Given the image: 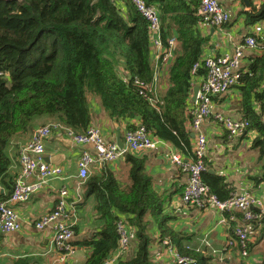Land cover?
Wrapping results in <instances>:
<instances>
[{"label":"trees","instance_id":"1","mask_svg":"<svg viewBox=\"0 0 264 264\" xmlns=\"http://www.w3.org/2000/svg\"><path fill=\"white\" fill-rule=\"evenodd\" d=\"M146 1L159 9L163 40L172 31L177 35L174 58L155 70L148 23L129 0H0V201H7L12 193L17 175L11 165L12 158L19 155V137L41 126L33 128L42 117L74 133L84 132L91 123V97L99 100L109 117L124 121L126 128H134L139 121L150 136L170 143L183 158L193 156L191 88L205 70L200 66L192 74L191 69L203 55L205 39L198 31L203 16L198 14L195 0ZM245 23L262 29L258 34L247 33L255 37L257 45L247 65L241 60L240 76L231 88L240 94L241 118L250 123L247 129L258 132L253 142L259 146L264 180V0L245 13ZM156 71L168 78L162 97L152 91ZM254 103L260 106L263 118L253 111ZM124 158L130 164L126 189L118 190L106 168L82 181L85 196H94L95 211L103 222L84 241L92 250L83 264H105L118 249V212L127 216L123 221L131 229L128 242L134 238L136 249L131 258L113 264H157L149 255L148 228L153 220L161 243L167 240L197 264H213L212 256L182 244V237L168 224L170 217L164 213L161 196L150 190L142 158L132 153ZM205 164L202 183L218 199L230 197L223 178L211 175ZM240 213L226 211L224 218L230 220L233 214L243 219ZM250 221L264 229V215ZM234 225L231 221L230 238L242 255ZM73 229L75 232V225ZM256 241L250 235L246 255L238 264H247L245 259ZM259 264H264V253Z\"/></svg>","mask_w":264,"mask_h":264},{"label":"crops","instance_id":"2","mask_svg":"<svg viewBox=\"0 0 264 264\" xmlns=\"http://www.w3.org/2000/svg\"><path fill=\"white\" fill-rule=\"evenodd\" d=\"M218 2L229 13L230 18L227 23L218 27L211 24L207 16L202 15L203 18L198 24V31L205 39L202 58L232 54L247 33L254 30V25L245 23V13L249 12L252 6H258L261 0H218ZM169 35H176V32L172 31ZM251 50H244L242 65L249 63V59L253 56ZM152 64L155 70L153 60ZM167 87L168 78L160 71L153 84V94L162 97ZM90 101L92 102L90 124L99 129L104 140L123 142L126 123L109 117L98 99L91 97ZM252 109L255 114L262 116L258 104L254 103ZM211 111L212 115L221 113L232 118H241L243 114L240 109L238 90L231 88L224 94L214 97ZM53 122L52 119L38 118L33 128L42 123L46 125ZM136 123L138 124L139 121ZM59 125L58 123L57 129H54L45 141L43 159L45 162H47L46 159L58 160L56 163L48 162V164L61 167L65 178L49 180L39 190L33 192L28 199L13 205L21 228L18 231L0 233V264H83L92 250V246L84 241L103 225L95 211L94 196L91 193L85 196L86 189L77 177V160L81 152L87 151L95 155V151L90 145L75 143L67 135L68 130ZM201 128L206 135L205 162L207 169L211 170L209 173L222 177L231 195L249 194L264 200V180L261 179L263 161L259 157V146L253 142L258 132L255 129H246L243 133L231 137L212 116L204 120ZM31 133L32 130L25 137H19L20 147L30 139ZM175 152L179 151L170 143L163 142L154 149L134 155L142 158L144 171L150 178V190H155L161 196L164 213L170 217L168 224L182 237V244L195 252L212 256L213 264H238L244 258L239 250L234 248V244L228 245V241L231 240L229 226L231 221L235 222L234 226L244 224L250 235L257 237L252 251L247 257L245 256V262L259 264L264 253L262 225H253L251 221L244 220V218L239 219L233 214L230 220H223L224 212H219L213 206L198 208L184 203L181 194L187 176L171 161L170 155ZM10 156L13 157L12 151H10ZM12 161L11 169L17 175L20 171L17 154ZM103 168L110 170L118 185V190L126 189L130 183L128 176L130 164L124 157L111 164L99 163L96 160L90 165L88 175L99 174ZM36 177L37 171L35 170L26 179L33 181ZM62 186L67 187L70 201L67 221L75 222V235L71 240L74 253L65 258L52 246L51 228L46 226L42 230H37L34 227L37 219L55 208ZM253 210L257 211L256 208ZM234 211L241 212L243 216L242 211ZM116 214L120 219L127 217L119 212ZM128 230L131 231L130 228ZM148 233L151 238L149 244L151 259L157 264H176L167 245L159 240L155 220L149 225ZM128 236L130 237V232ZM131 239L129 238L126 247L118 252L119 260H127L134 255L136 243L133 241L134 238L131 237Z\"/></svg>","mask_w":264,"mask_h":264},{"label":"built area","instance_id":"3","mask_svg":"<svg viewBox=\"0 0 264 264\" xmlns=\"http://www.w3.org/2000/svg\"><path fill=\"white\" fill-rule=\"evenodd\" d=\"M121 2L122 0H114ZM136 11L148 23L150 58L155 63V68L165 67L174 58L177 47V36L169 35L163 40L159 9L155 4L146 0H129ZM197 11L200 15L207 16L211 24L222 26L229 21V13L220 5L218 0H195ZM261 26L255 25L253 33L261 32ZM256 39L253 35H246L240 45L230 55L220 57L205 56L194 63L191 72L194 74L200 66L205 70L201 77L192 82V86L198 85L196 100L190 109V130L194 134L193 156L183 158L179 153H172L170 159L181 170L186 173V182L183 186L181 198L188 205L198 208L213 206L219 212H231L239 210L243 212L244 220L261 218L264 215V200L249 194H230L225 200H220L211 194L206 185L202 183L201 175L206 170V135L201 125L205 119L212 116L228 132L229 136H236L249 127L247 118H232L221 113L212 115V97L224 94L238 80L241 70V60L245 49H254ZM159 72L156 71V77ZM143 93V92H141ZM145 95V93H143ZM151 99V97H150ZM264 125V118H263ZM60 126V125H59ZM58 123H49L37 126L31 133L30 139L19 149L18 161L20 171L18 172L12 193L7 201H0V233L18 231L21 223L13 205L28 199L35 191L39 190L51 179L65 178L63 170L57 165L48 164L43 159L44 145L46 139L57 129ZM67 135L75 143L86 144L93 147L95 155L87 151L81 152L77 160V177L83 181L88 176V169L94 161L99 163H115L122 159L126 153H142L154 149L163 142L154 138L146 132L145 128L135 122L132 129L126 128L123 133V147L119 148L114 141H106L102 138L98 128L89 125L82 133L67 131ZM37 171V177L33 181H27V176ZM209 193V194H208ZM68 189L62 186L58 193L55 208L42 215L34 224L35 229L42 230L46 226L51 228L52 246L61 252L63 258L74 253V246L71 240L74 238V221H67L68 211ZM256 208L255 212L253 209ZM225 220L224 218H222ZM117 231L120 234L118 249L109 257L105 264H113L118 261V252L124 249L128 242V232L123 219L117 222ZM235 237L242 247V255H246V245L250 241V232L246 225H237L233 229ZM172 253L176 264H197L196 261L186 255L179 254L167 240L163 241ZM232 240L228 245H233Z\"/></svg>","mask_w":264,"mask_h":264},{"label":"water","instance_id":"4","mask_svg":"<svg viewBox=\"0 0 264 264\" xmlns=\"http://www.w3.org/2000/svg\"><path fill=\"white\" fill-rule=\"evenodd\" d=\"M97 17H98V15L95 16V18H97ZM198 88H199L198 85H194L191 88V97H190L191 103H194L195 100H196V95H197V92H198ZM191 137L194 138V134L193 133L191 134ZM116 143H117V145H118L119 148H122L123 147V142L122 141H118L117 140ZM46 161H47L46 163H48V162H50V163H56L58 160H55V159H53V160H50L49 159L48 160V159H46ZM208 172H211V170H208Z\"/></svg>","mask_w":264,"mask_h":264},{"label":"clouds","instance_id":"5","mask_svg":"<svg viewBox=\"0 0 264 264\" xmlns=\"http://www.w3.org/2000/svg\"><path fill=\"white\" fill-rule=\"evenodd\" d=\"M194 139V138H193Z\"/></svg>","mask_w":264,"mask_h":264}]
</instances>
